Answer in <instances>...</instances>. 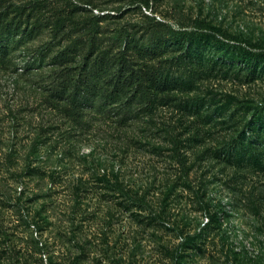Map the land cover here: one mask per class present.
I'll list each match as a JSON object with an SVG mask.
<instances>
[{
	"label": "rangeland",
	"instance_id": "1",
	"mask_svg": "<svg viewBox=\"0 0 264 264\" xmlns=\"http://www.w3.org/2000/svg\"><path fill=\"white\" fill-rule=\"evenodd\" d=\"M10 1L36 11L0 35V264H264V0ZM96 10L105 42L165 39L170 103L125 121L62 109L56 55ZM195 26L191 50L167 43ZM230 40L263 51L233 58Z\"/></svg>",
	"mask_w": 264,
	"mask_h": 264
},
{
	"label": "trees",
	"instance_id": "2",
	"mask_svg": "<svg viewBox=\"0 0 264 264\" xmlns=\"http://www.w3.org/2000/svg\"><path fill=\"white\" fill-rule=\"evenodd\" d=\"M143 1L147 8L150 0ZM26 7L27 5L19 6L12 1L0 0V35L18 33L25 23L28 25L32 23L31 19L36 10ZM105 15L107 12L86 19L80 28L81 35L84 36L70 37L69 42L57 53L58 63L63 67L58 74L61 81L53 91L54 97L58 99L56 101L63 103L61 107L66 114L77 120H84L92 111L93 114L118 116L121 118L119 120L124 121L142 109L170 103L172 89L177 82V78L171 72V66L178 65L179 60L176 61L175 57L172 60L168 58L166 60L170 65L163 66V58L169 52L164 46L165 39L153 46L150 42L138 39L137 30L119 32L118 28L110 41L105 42V36L100 29L101 17ZM66 20L67 18L60 17L54 24V39L58 38L60 31L66 26ZM91 20L93 23H90ZM71 21L75 28L79 27V21ZM200 30L203 29L199 26L172 28L168 31L167 43L187 42V49L191 50L190 40ZM223 41L226 42V39ZM228 42L230 43L226 45L233 47L231 53L233 58L237 57V53L246 58L251 54L259 57L263 51L247 43L239 41L234 43L231 40ZM78 45L82 47L80 54L83 64L74 67ZM7 47L5 42L0 41V56L5 57L8 54ZM174 149L183 162L177 138Z\"/></svg>",
	"mask_w": 264,
	"mask_h": 264
},
{
	"label": "built area",
	"instance_id": "3",
	"mask_svg": "<svg viewBox=\"0 0 264 264\" xmlns=\"http://www.w3.org/2000/svg\"><path fill=\"white\" fill-rule=\"evenodd\" d=\"M98 13H104V11H99V10H96Z\"/></svg>",
	"mask_w": 264,
	"mask_h": 264
}]
</instances>
